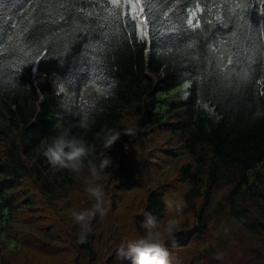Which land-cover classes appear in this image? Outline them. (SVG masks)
<instances>
[{"label":"trees","instance_id":"obj_1","mask_svg":"<svg viewBox=\"0 0 264 264\" xmlns=\"http://www.w3.org/2000/svg\"><path fill=\"white\" fill-rule=\"evenodd\" d=\"M64 4L50 16L41 0H0V264H132L122 242L144 234L146 215H176L168 193L186 202L166 241L172 264H264V0H153L157 32L174 39L118 43L109 30L103 52L78 37L108 25L106 0ZM37 50L48 58L31 63ZM74 54L102 56L111 84H67ZM129 127L104 149L108 129ZM65 129L113 160L99 181L108 212L84 243L71 212L95 203L89 165L44 155Z\"/></svg>","mask_w":264,"mask_h":264},{"label":"clouds","instance_id":"obj_2","mask_svg":"<svg viewBox=\"0 0 264 264\" xmlns=\"http://www.w3.org/2000/svg\"><path fill=\"white\" fill-rule=\"evenodd\" d=\"M137 132L135 127L123 129H108L102 137L104 149H109L122 135L133 137ZM44 155L49 163L58 168H66L72 172H80L81 165L85 162L89 165L92 181L87 182L85 191L95 199L91 208L85 210H73L71 216L79 226L78 239L81 243L87 241L91 229V221L107 214L105 192L99 181L106 174L105 169L113 164L111 157L103 151L95 159L91 158V150L84 140L71 134L65 129L55 135L46 146ZM163 202L175 216L167 219L163 225L148 214L145 216L143 227L145 232L142 236L122 242L118 254L121 258H129L132 264H172L171 255L166 241L174 237L178 226L179 216L186 207V202L178 193H168L163 197ZM221 255V253H218Z\"/></svg>","mask_w":264,"mask_h":264},{"label":"snow or ice","instance_id":"obj_3","mask_svg":"<svg viewBox=\"0 0 264 264\" xmlns=\"http://www.w3.org/2000/svg\"><path fill=\"white\" fill-rule=\"evenodd\" d=\"M107 7L105 11L108 13V16L104 19L109 21L108 25H101L102 30L96 35L92 34H84L78 39L82 41L83 44H90L94 42L97 52H103L106 47H112L113 45H105L104 41L110 39L109 30H111L113 35L119 34L120 39L117 41L121 43L125 40L131 38L134 34L137 40L148 39L150 42L153 38L159 36L163 39V43L167 46V40L174 39L173 36L165 37L164 32H157L155 28V23L157 21V17L153 11V0H106ZM41 7L47 10L51 15H59L57 11V7H65L64 0H41ZM165 15H167L165 13ZM127 17V19L123 20L124 25L126 26L127 34L121 33L120 31V23L121 18ZM59 19L63 20L64 17L62 15L59 16ZM187 24L196 27L197 25L193 24V20L190 17L187 20ZM4 29L0 28V32H3ZM166 31H178L175 29V26H172V29ZM161 40H157V44H160ZM68 54L73 53V50L68 49ZM37 55L33 58L31 63H35L40 61L42 58H48L47 52L41 56L39 50H37ZM60 58V63L63 65L65 60L63 58L64 55L57 57ZM97 62L93 63L92 59L88 60H80L77 61L76 54L72 55L69 59V63L71 66V71L65 82L69 85H75L79 82H97L104 86H109L111 84L110 74L106 71L107 65L100 63L103 59L102 56H94L93 57ZM251 59H254L251 58ZM24 62L23 60L21 61ZM228 64L233 65V67H240L241 61L239 58L236 59L235 63L231 57L228 58ZM180 78L183 79V72L187 71L186 69L181 68L180 70ZM241 71H243V67H241ZM83 73L84 75H81ZM240 78H236L237 87H239ZM185 88H188V85L185 84ZM187 95V92L184 93Z\"/></svg>","mask_w":264,"mask_h":264},{"label":"rangeland","instance_id":"obj_4","mask_svg":"<svg viewBox=\"0 0 264 264\" xmlns=\"http://www.w3.org/2000/svg\"><path fill=\"white\" fill-rule=\"evenodd\" d=\"M143 40H146V39H143ZM187 98V95H185L184 96V99H186ZM166 107H167V104H165L164 102H162L161 103V105H160V110H165L166 109ZM137 231L135 230V229H133L132 230V234H134V233H136ZM0 244L2 245V243L0 242ZM12 250H9L6 254H7V259H11V260H14V259H18V257H19V255L17 254H13L12 252H11ZM175 251H176V249H175ZM189 251V250H188ZM3 260L4 259H2V258H0V262L2 263L3 262Z\"/></svg>","mask_w":264,"mask_h":264}]
</instances>
